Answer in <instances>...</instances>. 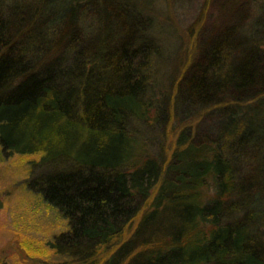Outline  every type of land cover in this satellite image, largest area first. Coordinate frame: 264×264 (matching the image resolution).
<instances>
[{
  "label": "trees",
  "instance_id": "obj_1",
  "mask_svg": "<svg viewBox=\"0 0 264 264\" xmlns=\"http://www.w3.org/2000/svg\"><path fill=\"white\" fill-rule=\"evenodd\" d=\"M156 4L0 0V158L63 222L23 264H264V0H203L181 69Z\"/></svg>",
  "mask_w": 264,
  "mask_h": 264
},
{
  "label": "rangeland",
  "instance_id": "obj_2",
  "mask_svg": "<svg viewBox=\"0 0 264 264\" xmlns=\"http://www.w3.org/2000/svg\"><path fill=\"white\" fill-rule=\"evenodd\" d=\"M202 2L157 0L154 10L158 16L163 44L168 49L177 50L170 60L172 67L176 64L179 66L177 69L183 68L190 55L191 35L196 34L207 22L208 11H201ZM176 133L169 135L168 149ZM25 165L23 156L0 158V259L4 258L8 264L24 263V255L19 248L22 238L39 245L63 227L62 220L54 211L38 195L23 187ZM30 252L34 251L30 249Z\"/></svg>",
  "mask_w": 264,
  "mask_h": 264
}]
</instances>
